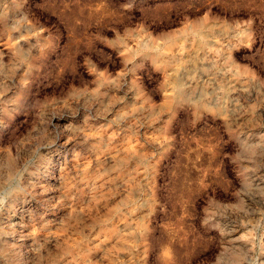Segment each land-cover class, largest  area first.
Masks as SVG:
<instances>
[{"label": "rangeland", "instance_id": "374dc122", "mask_svg": "<svg viewBox=\"0 0 264 264\" xmlns=\"http://www.w3.org/2000/svg\"><path fill=\"white\" fill-rule=\"evenodd\" d=\"M5 82L66 145L39 264H264V0H0Z\"/></svg>", "mask_w": 264, "mask_h": 264}, {"label": "clouds", "instance_id": "9594fccd", "mask_svg": "<svg viewBox=\"0 0 264 264\" xmlns=\"http://www.w3.org/2000/svg\"><path fill=\"white\" fill-rule=\"evenodd\" d=\"M13 75L9 73V79ZM8 90L6 82L0 83V224L7 222V230L0 226V264H33L34 254L35 264H39L43 258L40 249L33 247L35 233L25 218H31L35 207H42L37 188L56 178L53 169H61L66 145L58 143L63 135L61 126L52 123L58 115L55 108L46 118L48 106L24 93L7 109L3 97ZM33 110L36 119L21 131L18 125ZM41 124L51 125L52 131L41 128ZM40 192L46 194L43 188Z\"/></svg>", "mask_w": 264, "mask_h": 264}]
</instances>
